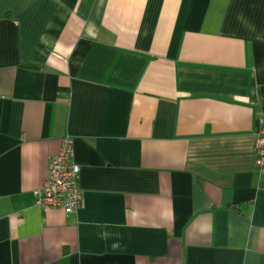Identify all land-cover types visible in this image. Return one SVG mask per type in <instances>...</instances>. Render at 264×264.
Segmentation results:
<instances>
[{"label": "crops", "instance_id": "obj_1", "mask_svg": "<svg viewBox=\"0 0 264 264\" xmlns=\"http://www.w3.org/2000/svg\"><path fill=\"white\" fill-rule=\"evenodd\" d=\"M263 123L264 0H0V264H264Z\"/></svg>", "mask_w": 264, "mask_h": 264}, {"label": "built area", "instance_id": "obj_2", "mask_svg": "<svg viewBox=\"0 0 264 264\" xmlns=\"http://www.w3.org/2000/svg\"><path fill=\"white\" fill-rule=\"evenodd\" d=\"M254 165L264 175V123L254 141ZM79 175L80 166L74 161L73 139L66 135L59 151L50 159L46 180L33 191L35 204L43 209L60 208L66 215L77 212L82 200Z\"/></svg>", "mask_w": 264, "mask_h": 264}]
</instances>
